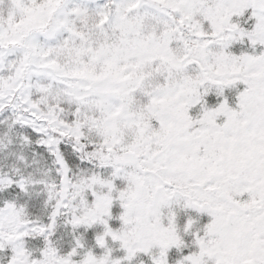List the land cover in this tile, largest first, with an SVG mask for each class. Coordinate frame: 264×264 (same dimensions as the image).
<instances>
[{"label": "snow or ice", "instance_id": "6c2138e0", "mask_svg": "<svg viewBox=\"0 0 264 264\" xmlns=\"http://www.w3.org/2000/svg\"><path fill=\"white\" fill-rule=\"evenodd\" d=\"M0 264H264V0H0Z\"/></svg>", "mask_w": 264, "mask_h": 264}]
</instances>
